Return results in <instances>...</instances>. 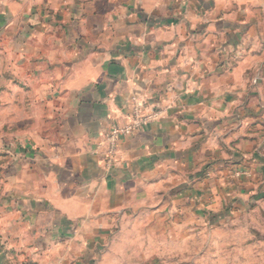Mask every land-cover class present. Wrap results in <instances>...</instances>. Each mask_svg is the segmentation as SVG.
<instances>
[{"label":"crops","instance_id":"crops-1","mask_svg":"<svg viewBox=\"0 0 264 264\" xmlns=\"http://www.w3.org/2000/svg\"><path fill=\"white\" fill-rule=\"evenodd\" d=\"M24 82L57 104L53 130L12 149L1 206L37 264H108L154 199L264 210V0H0V84ZM133 103L151 119L108 168L104 137Z\"/></svg>","mask_w":264,"mask_h":264},{"label":"rangeland","instance_id":"rangeland-1","mask_svg":"<svg viewBox=\"0 0 264 264\" xmlns=\"http://www.w3.org/2000/svg\"><path fill=\"white\" fill-rule=\"evenodd\" d=\"M252 82L259 80L254 77ZM49 94L33 92L25 82L22 91L5 93L0 84V264L39 261L40 252L32 249L34 238L22 236L13 220L8 226L1 204L6 166L15 158L12 149L18 145L27 153L31 136L53 130L51 114L57 104L54 108ZM16 120H22V129ZM20 130L24 139L15 138ZM154 200L137 205L130 218L120 222L109 239L108 264H264V210L259 203L234 198L216 212L197 210L190 201L173 204L170 196L160 210L162 205Z\"/></svg>","mask_w":264,"mask_h":264},{"label":"built area","instance_id":"built-area-1","mask_svg":"<svg viewBox=\"0 0 264 264\" xmlns=\"http://www.w3.org/2000/svg\"><path fill=\"white\" fill-rule=\"evenodd\" d=\"M151 116L146 114L142 103H133L126 122L122 125H112L104 137L105 165L112 167L118 143L123 138L133 136L137 131L146 126Z\"/></svg>","mask_w":264,"mask_h":264}]
</instances>
